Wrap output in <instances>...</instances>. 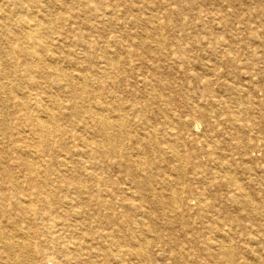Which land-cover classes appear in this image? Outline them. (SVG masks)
<instances>
[{
  "label": "bare ground",
  "instance_id": "bare-ground-1",
  "mask_svg": "<svg viewBox=\"0 0 264 264\" xmlns=\"http://www.w3.org/2000/svg\"><path fill=\"white\" fill-rule=\"evenodd\" d=\"M28 2L38 4V0H13L9 7L14 11L0 9V77L13 78L16 94L22 84L20 63L29 76L39 70L42 74L53 70L58 78L56 82L65 83H59L61 88H69V94L75 99V110L71 107L66 115L65 108L60 107L58 115L33 120L28 132L16 129L17 135L29 144L25 150L40 144L43 147L40 158L50 157L48 167L50 164L69 167L72 162L66 154H70L72 148L66 145L67 125L79 133L88 126L95 128L104 142L101 150H93L95 160L108 158L114 163L103 159L96 164L89 159L84 166L66 168L58 177V184L53 182V175L45 172L47 178L36 186L38 193L32 195V200L25 201L20 192V187L24 186L13 175L12 167L6 165L11 148L15 147L13 153L17 151L21 168L31 173L34 170L27 153L17 147L20 138L15 139L13 134L17 126L4 121L0 111V137L4 138L0 139V144H5L2 150L5 155L0 152V170L12 182L16 193L14 203L4 194L0 198V208L8 213L7 220L0 219V242L9 253L8 262H16L14 253H19L17 262L21 264H37L36 259H48V264H264V163L254 166V153H264V125L248 115L249 111L261 110V104L253 93L247 92L259 90L253 76L244 72L247 53L235 52L232 45L240 35L235 32L228 39L218 37L197 42V47L206 49L204 68L218 78L222 93V96L215 94L216 82L207 77L203 82L204 96L197 100H193L196 96L189 98L188 112L199 114L206 125L199 136L192 128L186 131V125H194L192 119L165 109L169 100L156 93L161 82L157 75L161 69L158 60L178 67V71H188V51L184 53L180 43L171 46L166 40L159 41L163 51L147 52L148 60L137 51H127L123 63L105 56L106 70L112 73L117 93L114 121H111L107 114L110 111L100 106L105 87L104 78L98 76L102 72L95 64L88 77L77 78L61 72L57 58L46 57L50 43L43 41L40 46L35 41L30 27L34 16L27 11ZM58 4L69 3L48 0L45 12ZM95 4L94 10L101 14L103 1L95 0ZM69 10L70 28L78 29L77 13L72 7ZM213 19L224 27L218 13ZM54 22L49 19L45 27L39 21L35 26L46 36L58 33L64 36L60 29L68 26L60 27ZM11 30L14 31L12 38L8 35ZM257 31L250 29L248 36L255 37ZM26 38L30 40L28 46L24 45ZM87 44L83 35H77L70 43L74 48L84 47L89 55L94 44ZM260 54L257 49L254 56L261 59ZM71 56L69 53L68 57ZM16 57L21 62H11ZM221 62L230 69L220 70L217 64ZM240 74L252 82L245 87L238 85L236 79ZM139 88L147 101H140L141 95L136 91ZM1 89H4L3 83ZM126 94L132 99L127 100ZM6 100L0 99V102L6 103ZM76 100L83 104L79 102V107ZM91 100L95 111L87 110L86 115L93 121L89 124L84 121L87 107L84 104ZM19 107L20 110L30 109L24 104ZM152 113L161 118L159 124L152 121ZM27 116L32 121L30 113ZM82 137L77 136L75 140L82 141L86 147L95 146ZM222 141L228 144V150L223 148ZM188 143L192 147L191 155ZM76 152L79 157L86 155ZM110 171L116 174L112 176ZM3 188L0 185L1 193ZM33 205L36 224L46 226L48 236L42 239L20 230L17 232L20 240L14 242L3 229L4 225L18 229L28 221L33 224L23 216L26 209L33 212ZM13 214L18 218H12ZM33 239L35 242H31ZM36 245L45 247L47 255L43 249L32 253Z\"/></svg>",
  "mask_w": 264,
  "mask_h": 264
},
{
  "label": "rangeland",
  "instance_id": "rangeland-1",
  "mask_svg": "<svg viewBox=\"0 0 264 264\" xmlns=\"http://www.w3.org/2000/svg\"><path fill=\"white\" fill-rule=\"evenodd\" d=\"M13 0H0V9H9V13L13 10V7H9ZM104 7L101 9L103 12L101 14L97 13L95 9V0H66L69 4H58L57 6L51 8L48 12L46 10V3L48 0H38L37 6L33 3L28 2L29 7L27 8L28 13L33 14L34 20L30 22V27L33 30V35L35 41L38 45L42 43H50V51L46 54V57H55L58 61L57 65L60 67L61 72L65 71L68 75H73L74 77H88L90 75V68L94 67L93 64L98 67V70L102 74L105 81V87L103 89L102 104L100 106H105L110 111L109 116L111 121H114V100L117 96L116 87L114 86V80L112 73L106 70L107 59L114 58L115 62L118 60L123 63L125 59V54L127 51H137L144 55V59L148 60L147 52L155 51L158 54L163 51L162 46L158 44L159 41H167L171 46L180 43L181 49L185 53L186 57L190 61L188 71L182 72L178 71L176 66H167L163 64L164 62L158 60V65L161 69L157 72L160 76L161 82L156 87V93L166 98L168 101V106L165 105V109H171L176 111L183 118L192 119L194 122L193 126L186 125V131L191 128L195 130L197 135H202L206 129V125L199 114H190L187 110L186 104L189 102V98L192 96L193 100H197L204 96L203 82L207 77L216 82L214 85L215 94L222 96L219 90V85L217 84L218 78L210 75L206 72L203 62L206 54V49L203 47H197V42L200 39L215 40L218 37L229 38L232 33H237L240 35L238 41L232 43L235 52L239 54L247 53L244 66L245 71L253 76L254 84L259 88L257 93L248 90L249 94L253 93L257 100L260 101L261 110L249 111L248 115L251 119L256 120V122L264 125V0H102ZM77 13V27L78 29H71V7ZM70 8H69V7ZM5 11V10H4ZM95 11V12H94ZM218 13L223 18L224 27L219 25L217 20L213 19V15ZM1 15V14H0ZM210 18H208V17ZM49 19L57 22L58 26L66 25L68 27L60 29L64 36L58 34H51L46 36L43 30L36 27L37 22H41L43 26L49 25ZM54 22V24H56ZM1 26V17H0ZM249 27V28H248ZM258 31L255 37L250 38L248 34L249 30ZM8 35L12 38L14 31L8 32ZM77 35H83L86 38L87 46L91 45V51L94 52V56L91 53L84 52V47H72L70 45L71 41ZM2 38V33L0 31V39ZM33 41V40H32ZM44 41V42H43ZM11 42H14L11 41ZM30 43V40L26 38L24 40V45ZM48 45V44H47ZM9 46V44H8ZM14 47L17 49V44L14 43ZM86 47V44H85ZM260 50L261 59L254 56L255 51ZM36 51L39 48H35ZM87 50V49H86ZM251 52V54L249 53ZM69 53L72 54V58L68 57ZM42 54V53H41ZM142 55V56H143ZM105 56H107L105 58ZM77 58V60H76ZM86 58V59H85ZM11 62H21L18 57ZM114 62V66L116 63ZM19 74L22 77V84L19 87L18 93L14 94L13 78L0 77V84L3 83L4 89L0 90V99H6V103L0 102V111L3 113L4 121L14 124L17 126L13 130L14 138L17 139L18 128L22 131L28 132L33 124V120L41 119L45 120L48 116L54 114L58 115L60 112V107L64 110V113L68 115L74 108V100L72 99V94H69V88L62 89L60 84H65L64 81L56 82L58 80L57 76L53 70H48L45 74L39 70L28 75L20 63ZM70 66V67H69ZM220 70H228L230 67L225 63L221 62L217 64ZM112 71V70H111ZM195 74L194 76L191 75ZM208 73V74H207ZM43 75V76H41ZM149 77L152 75L147 74ZM88 83L91 84L92 81L88 79ZM238 85L245 87L249 82H252L249 78L242 77L238 75L236 79ZM60 83V84H59ZM88 84V85H89ZM140 101H147L146 98L142 97L143 90L139 88ZM5 96V97H4ZM191 97V98H192ZM127 100L132 99L129 94H126ZM190 98V99H191ZM27 99V100H26ZM74 101V102H73ZM80 100H76V104L80 107ZM81 103V102H80ZM6 104V105H5ZM29 107V110L21 109L19 105ZM83 104V103H81ZM94 102L91 100L86 101L84 108V121L92 123L93 121L86 115L87 110L95 111L93 108ZM156 109V108H155ZM73 112V111H72ZM5 113V114H4ZM27 113H30L32 121L28 120ZM154 124H159L161 118L158 116L150 115ZM196 125V126H195ZM68 127L69 139L66 141V145L71 149L70 154H66L69 162L72 164L66 166L61 165H49L50 157L48 155H42L43 147L40 144H36L34 147H27L26 140H22L17 144L19 150L24 149L27 153L28 162L32 164L34 173L29 172L25 168H21V164L18 163L19 156L17 151L13 153L12 151L6 157V162L13 169V175L17 178V181L24 186L20 187L22 190L21 197L25 201H30L33 199L32 195L38 193L36 186L38 183L46 179V173L51 174V178L58 184L59 176L64 172L66 168L71 166L81 167L87 163L89 159L94 163H101L103 159L107 163H114L108 158H103L100 160H95L96 153H93L94 149L101 150L104 146L103 139L99 137V133L94 131L95 128L83 129L80 133L77 129H72ZM83 136L82 139L86 138L91 142L95 143L94 147L88 146L79 140H75L77 136ZM114 134V130H113ZM39 137V136H38ZM3 137H0L2 140ZM18 138V139H19ZM189 136L186 137V141L189 142ZM4 139V138H3ZM3 142H7L3 140ZM38 142V139H37ZM223 148L229 149L228 144L222 141ZM29 145V144H28ZM4 145L0 144V152L4 156L5 153L2 151ZM191 145L187 144L188 154L191 155ZM18 150V152H20ZM186 150V151H187ZM86 153L83 157L77 156V152ZM39 154V155H37ZM254 166L264 163V153L257 152L254 153ZM47 167V168H46ZM50 168V169H49ZM56 168V170H55ZM99 172V171H98ZM40 173V174H38ZM112 176L116 174L114 171L111 172ZM121 176V175H120ZM50 178V179H51ZM0 185L3 186V192H0V198L4 195L10 197V202L14 203V196L16 195L12 182L2 174L0 170ZM61 185V183H60ZM45 194L41 197L44 199ZM33 212L30 209H26L23 216L27 217L33 222L30 224L28 221L26 224L22 225L18 229L9 228L4 225V230L6 233L12 237V240L19 241L17 237V232L22 230L23 232H31L33 236H40L45 239L48 236L46 226L41 227L37 223L36 207L33 205ZM8 213H6L2 208H0V219H8ZM10 215V213H9ZM12 218H18L16 214L11 215ZM45 234L44 236H42ZM35 239L31 242H35ZM43 249L47 255L48 250L45 247H33L31 249L32 253ZM9 253L3 248L2 242H0V264H21L17 262L20 258L19 253H14V258L16 262L9 263L7 257ZM37 264H48V259L35 261Z\"/></svg>",
  "mask_w": 264,
  "mask_h": 264
}]
</instances>
